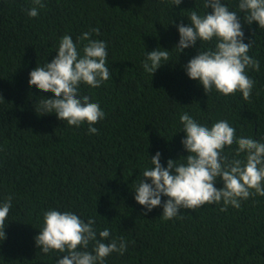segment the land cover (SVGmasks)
Instances as JSON below:
<instances>
[{
  "label": "trees",
  "instance_id": "trees-1",
  "mask_svg": "<svg viewBox=\"0 0 264 264\" xmlns=\"http://www.w3.org/2000/svg\"><path fill=\"white\" fill-rule=\"evenodd\" d=\"M44 3L37 17H28L31 0H0V201L12 197L0 264H55L58 253L43 254L34 240L49 208L93 218L98 229H110L109 239L123 236L127 250L113 252L105 264H264V196H250L226 211H220L222 203L181 209L165 220L159 206L146 212L132 189L157 151L162 164L187 156L179 131L185 111L209 125L225 119L237 136L264 138V28L248 25L238 13L245 42H253L249 55L260 62L258 71L247 70L255 84L245 100L238 91L206 94L187 77L181 65L197 54L199 41L181 53L173 49L176 25L187 24L194 7L203 12L202 0ZM228 3L236 9L238 0ZM92 28L99 29L92 38L107 43L112 75L99 87H80L105 112L94 125L96 134L86 123L68 126L54 113L38 114L42 93L28 84V73L56 55L61 36L75 41ZM158 46L173 49L171 60L151 76L141 62L144 51Z\"/></svg>",
  "mask_w": 264,
  "mask_h": 264
},
{
  "label": "clouds",
  "instance_id": "clouds-1",
  "mask_svg": "<svg viewBox=\"0 0 264 264\" xmlns=\"http://www.w3.org/2000/svg\"><path fill=\"white\" fill-rule=\"evenodd\" d=\"M181 2L175 0L176 5ZM31 3L26 14L37 17L45 7L44 0ZM202 6L203 12L196 7L190 9L187 24L176 25L179 39L173 49L178 53L195 47L199 41L197 54L181 67L206 94L216 90L227 96L238 91L246 100L255 84L247 70L258 71L260 62L249 55L253 42L251 39L245 42L238 13H243V21L248 25L255 22L258 28H264V0H238L236 9L229 6L228 0H202ZM93 33L99 34V29L82 32L75 41L69 34L61 36L51 61L37 64L28 73L29 86L35 85L42 93L35 105L38 114L54 113L68 126L86 123L90 134L98 132L94 125L104 119L105 112L98 101L81 95L80 87L96 88L112 78L107 64V43L92 38ZM171 51L160 46L144 51L143 71L152 76L171 60ZM46 92L52 95H43ZM179 122V131L184 133L180 143L187 156L168 158L162 164L161 152L157 151L133 182L134 200L146 212L159 206L162 218L168 220L178 217L181 209L195 210L206 204L222 203L220 211H226L228 206L239 208L241 201L250 196H264V138L237 136L227 120L209 125L187 111L179 116ZM233 144L236 147L231 149ZM228 149L235 155L230 156ZM240 154L243 159L238 158ZM218 179L222 181L220 188L215 186ZM11 205V196L0 201V241L6 238ZM95 224L93 218L85 221L71 210L49 208L42 213V226L34 240L43 254L58 253L55 264H105V258L113 252L122 255L127 250L123 236L109 239L110 229L101 230Z\"/></svg>",
  "mask_w": 264,
  "mask_h": 264
}]
</instances>
